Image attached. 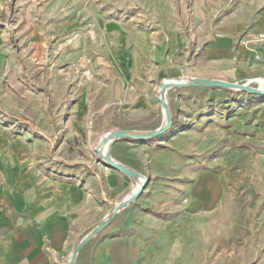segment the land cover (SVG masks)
I'll return each instance as SVG.
<instances>
[{
    "label": "crops",
    "instance_id": "1",
    "mask_svg": "<svg viewBox=\"0 0 264 264\" xmlns=\"http://www.w3.org/2000/svg\"><path fill=\"white\" fill-rule=\"evenodd\" d=\"M105 28L114 34L117 47L111 69L128 85L122 83L110 101L101 103L100 112L121 108L155 114L145 129L144 123L131 128L114 124L112 118H89L94 146L114 130L162 127L165 114L158 98L163 81L202 78L264 88V7L250 21L217 26L188 67L163 55L150 33L117 23ZM2 44L0 62L5 57ZM206 90L223 89L168 90L174 124L164 135L149 141L118 139L109 146L108 156L148 178L147 184L91 160L53 166L46 157L48 148L38 139L0 127V264H70L81 242L142 183L146 186L139 198L77 253L75 264H264L262 147L226 146L219 162L197 174L188 203L182 198L190 175L188 156L218 150L217 137L183 129L179 113L190 102L202 106L200 96ZM189 93L198 99L183 97ZM251 96L259 97L252 103H264V96ZM85 99L81 115L90 101ZM87 119L68 122L78 138L85 134ZM78 148L82 153L87 149ZM241 186L258 187L259 194L242 195L237 192Z\"/></svg>",
    "mask_w": 264,
    "mask_h": 264
},
{
    "label": "rangeland",
    "instance_id": "2",
    "mask_svg": "<svg viewBox=\"0 0 264 264\" xmlns=\"http://www.w3.org/2000/svg\"><path fill=\"white\" fill-rule=\"evenodd\" d=\"M263 7L264 0H0V43L5 52L0 62V127L38 139L48 148L46 157L53 166L91 160L106 167L96 154L100 142L94 146L97 139L89 118H112L114 124L131 128L144 123L145 129L155 113L121 108L100 112L101 103L110 101L122 83L128 85L111 69L117 47L105 24L150 33L163 55L188 67L217 26L250 21ZM87 97L90 101L81 115L79 107ZM183 97L194 101L198 94ZM200 97L202 106L190 102L179 111L183 129L217 137L218 150L188 156L190 175L182 189L187 203L197 174L219 162L226 146L264 149V103H252L259 97L234 89L206 90ZM73 118H88L83 137L71 132L68 122ZM80 146H86L84 153ZM237 190L259 194L258 187Z\"/></svg>",
    "mask_w": 264,
    "mask_h": 264
},
{
    "label": "water",
    "instance_id": "3",
    "mask_svg": "<svg viewBox=\"0 0 264 264\" xmlns=\"http://www.w3.org/2000/svg\"><path fill=\"white\" fill-rule=\"evenodd\" d=\"M219 88V89H234L237 91H241L244 93H248L251 95H258L264 96V88H254L250 87L249 84H238L232 83L224 80H207L202 78H189L185 82H170V81H163L160 85V95L158 98L159 103L161 104L162 108L164 109L165 114V124L158 128L157 130L147 131V132H128L122 130H116L109 133L105 138H103L96 148V154L99 156V162L102 165H105L107 168H113L119 170L133 179L143 178V180L148 183V178L138 174L119 163H116L110 156L107 154V150L112 142L118 139H131L136 141H149L153 140L157 137L164 135L174 124L172 112L168 105L166 95L168 90L174 88ZM104 147H107V150L103 152ZM146 184H142L140 188L135 192L130 198L125 199L123 202L118 204L112 214L108 216V218L100 224L87 238H85L81 244L75 250L70 264H75V258L77 253L82 250V248L90 242V240L100 234L111 222V220L118 215L120 210L124 208L126 205L134 202L145 189Z\"/></svg>",
    "mask_w": 264,
    "mask_h": 264
},
{
    "label": "bare ground",
    "instance_id": "4",
    "mask_svg": "<svg viewBox=\"0 0 264 264\" xmlns=\"http://www.w3.org/2000/svg\"><path fill=\"white\" fill-rule=\"evenodd\" d=\"M186 80H187V79H183V80H179V81H170V82H185ZM106 150H107V147H106V148L104 147L103 152H105ZM140 180H142V181L144 182L143 178H141V177L136 179V181H138V182H139ZM142 184H143V183H142ZM142 184H141V185H142ZM141 185H140V186H141ZM139 188H140V187H139ZM139 188H137L136 190H134V191L130 194V196H128V198H130L135 192H137V190H138Z\"/></svg>",
    "mask_w": 264,
    "mask_h": 264
},
{
    "label": "built area",
    "instance_id": "5",
    "mask_svg": "<svg viewBox=\"0 0 264 264\" xmlns=\"http://www.w3.org/2000/svg\"><path fill=\"white\" fill-rule=\"evenodd\" d=\"M107 168V167H106ZM108 169V168H107ZM185 202H187V200H185Z\"/></svg>",
    "mask_w": 264,
    "mask_h": 264
}]
</instances>
